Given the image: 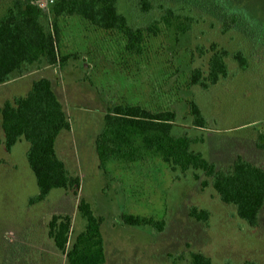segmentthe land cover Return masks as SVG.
I'll use <instances>...</instances> for the list:
<instances>
[{
    "label": "rangeland",
    "instance_id": "1",
    "mask_svg": "<svg viewBox=\"0 0 264 264\" xmlns=\"http://www.w3.org/2000/svg\"><path fill=\"white\" fill-rule=\"evenodd\" d=\"M13 1L0 0V17ZM46 1L42 9L49 11L55 0ZM138 1L119 0L130 24L145 28L160 19V11L144 12ZM192 1L205 6L216 2ZM217 1L233 8L252 31L245 35L231 25L223 32L219 17L195 14L198 20L186 33L177 34L163 23L156 35L145 32L142 54L132 55L122 34L96 28L80 16L60 17L58 48L68 60L53 66L33 64L0 85L1 107L5 100L24 96L33 80L52 81L71 125L59 135L56 152L81 183L77 195L56 188L44 201L29 205L38 193L26 159L29 143L21 139L7 153L0 127V264H69L49 239L48 223L53 215H69L71 245L86 227L77 210L80 198L104 219L105 264H189L191 252L206 255L214 264H264V204L256 225L249 226L233 205L219 199L203 172H172L159 156L143 149L135 162L111 159L101 164L95 148L107 110L135 104L174 111L173 132L199 137L191 149L217 169L228 168L238 156L264 168V149L259 147L264 144V0ZM212 44L230 53L228 76L208 89L189 84L193 69L206 70ZM237 50L246 56V69L231 56ZM190 101L206 119L204 128L193 126ZM192 207L208 212L207 220L191 217ZM122 214L162 221V230L126 225Z\"/></svg>",
    "mask_w": 264,
    "mask_h": 264
},
{
    "label": "trees",
    "instance_id": "2",
    "mask_svg": "<svg viewBox=\"0 0 264 264\" xmlns=\"http://www.w3.org/2000/svg\"><path fill=\"white\" fill-rule=\"evenodd\" d=\"M153 1L159 4L152 0L138 1L144 12L155 9L162 14L160 19L142 28L129 23L127 16L119 10V0H55L49 11L40 9L35 0H14L0 17V85L10 81L14 74H22L33 64L45 62L53 66L68 60L69 57L62 56L58 48L57 21L60 17L80 16L96 28L122 34L126 39L125 50L132 55L142 54L145 32L156 35L158 24L163 23L172 26L177 34L186 33L198 20L195 14L219 17L223 32L229 31L231 25H236L245 35L252 31L237 18L233 8L224 7L217 0L207 2V6L205 2L192 0ZM209 51L206 70L197 67L189 75V84L202 89H208L228 76L226 59L230 53L216 44H212ZM198 52L202 53L203 49H198ZM231 56L240 68H247V59L241 50ZM189 104L193 126L204 128L207 122L199 106L194 101ZM175 119L174 111H150L135 104L109 108L104 115L103 129L95 141L101 164L111 159L135 162L139 158V149H143L159 156L172 172L201 171L211 178L219 199L233 205L237 216L246 224L255 226L264 204V168L238 156L228 168L217 169L215 163L205 159L201 152L191 149L192 144L201 141L199 137L173 132ZM0 121L7 153L21 139L29 143L26 159L38 187V193L29 199V205L44 201L56 188L71 190L77 195L80 178L68 171L56 152L59 135L70 131L71 125L50 79L40 77L33 80L24 96L5 100L0 107ZM259 147L264 149V144H259ZM194 177L198 179L197 174ZM77 210L86 219V227L71 245L69 215L52 216L47 230L49 239L69 264H105L100 230L103 217L94 213L85 198L79 199ZM189 215L199 221L208 218V212L195 207L190 209ZM121 220L129 226H150L159 231L163 226L162 221L132 214H122ZM189 262L214 264L200 252H191ZM240 264L257 263L250 260Z\"/></svg>",
    "mask_w": 264,
    "mask_h": 264
},
{
    "label": "built area",
    "instance_id": "3",
    "mask_svg": "<svg viewBox=\"0 0 264 264\" xmlns=\"http://www.w3.org/2000/svg\"><path fill=\"white\" fill-rule=\"evenodd\" d=\"M50 4L53 2V0H48ZM39 4L37 5L40 9L44 8L43 6H46L48 3L46 0H38ZM44 11H48L47 9H42Z\"/></svg>",
    "mask_w": 264,
    "mask_h": 264
},
{
    "label": "crops",
    "instance_id": "4",
    "mask_svg": "<svg viewBox=\"0 0 264 264\" xmlns=\"http://www.w3.org/2000/svg\"><path fill=\"white\" fill-rule=\"evenodd\" d=\"M12 78H13V76H12ZM12 78H11V79H12Z\"/></svg>",
    "mask_w": 264,
    "mask_h": 264
}]
</instances>
